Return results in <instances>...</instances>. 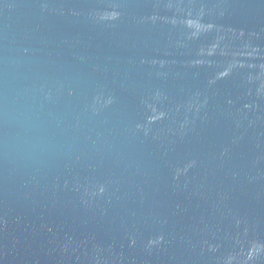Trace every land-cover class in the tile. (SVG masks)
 Wrapping results in <instances>:
<instances>
[{
	"label": "water",
	"instance_id": "obj_1",
	"mask_svg": "<svg viewBox=\"0 0 264 264\" xmlns=\"http://www.w3.org/2000/svg\"><path fill=\"white\" fill-rule=\"evenodd\" d=\"M0 264H264V0H0Z\"/></svg>",
	"mask_w": 264,
	"mask_h": 264
}]
</instances>
